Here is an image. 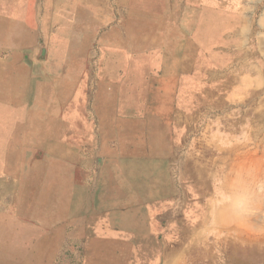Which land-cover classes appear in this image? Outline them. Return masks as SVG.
I'll return each instance as SVG.
<instances>
[{
	"label": "rangeland",
	"instance_id": "obj_1",
	"mask_svg": "<svg viewBox=\"0 0 264 264\" xmlns=\"http://www.w3.org/2000/svg\"><path fill=\"white\" fill-rule=\"evenodd\" d=\"M0 2V210L25 221L0 264H242L264 225V89L222 32L242 1Z\"/></svg>",
	"mask_w": 264,
	"mask_h": 264
},
{
	"label": "crops",
	"instance_id": "obj_2",
	"mask_svg": "<svg viewBox=\"0 0 264 264\" xmlns=\"http://www.w3.org/2000/svg\"><path fill=\"white\" fill-rule=\"evenodd\" d=\"M241 1L242 2L238 6H230L228 14H230L232 18L227 23H225V27L222 30V32H224L223 37L231 40V42L228 44V46L231 47V54L242 56V59L246 62L243 65L244 71L239 73L240 76L236 81L238 82V85L248 87L251 90H254V88L264 89V68H262L260 64L257 63L258 60L257 62L249 61L250 58L256 57L260 58V60H263L264 62V7L259 9V5L256 4L258 0ZM255 9H258V11L254 17ZM210 12H212V15L214 14L213 9H211ZM250 94L253 95V92ZM244 95L246 96L245 93ZM258 96L263 101L264 93ZM250 99L253 100V97ZM28 102L31 104L30 101ZM6 111L7 113H13V110L9 112L8 107H6ZM6 134H12V132L7 130ZM230 135L234 136L235 139H231V143H228V139L225 144L231 145L233 149H239V147L242 146V143L238 142L237 140H239L242 135H245V133L232 132ZM226 148L228 147L226 146ZM8 163L9 162L6 160H3V162L0 160L1 167L7 166ZM244 178L245 176H242V180H237V176H232L230 177V180L228 178L226 179V184H228L226 191L232 194L230 196L231 198L235 197L236 195L234 196V194L239 192L246 191L249 193L255 191L251 185H248L247 188L242 187V184L246 182ZM233 182H235V185ZM239 183H241V185H239ZM260 205H262L264 209V201L262 204L260 202ZM24 224L25 221L19 216V214L15 213L14 211L12 212L8 209L1 208L0 253H8V247L10 246L8 243L10 239L13 240L11 246L16 247L17 249L20 245H22V242L24 241ZM246 245L248 246L246 250L247 255L246 259L244 258L245 260L242 261V264H264V225L263 228L259 230L257 238L255 240L248 241ZM172 254H174V252ZM228 256L229 255L226 254V257ZM231 257L232 259L230 264H233L232 251ZM181 259L182 257L180 256L179 252H176L174 255L167 256V258L164 259L161 264H182Z\"/></svg>",
	"mask_w": 264,
	"mask_h": 264
},
{
	"label": "bare ground",
	"instance_id": "obj_3",
	"mask_svg": "<svg viewBox=\"0 0 264 264\" xmlns=\"http://www.w3.org/2000/svg\"><path fill=\"white\" fill-rule=\"evenodd\" d=\"M30 1H31V0H30ZM71 1H72V0H71ZM0 3H1V2H0ZM16 4H17V3H16ZM16 4H15V5H16ZM27 4H28V3L26 2V6H28ZM30 4H31V3H30ZM30 4H29V5H30ZM47 4H48V3H47ZM1 5H3V4H1ZM10 5H11V4H10ZM15 5H14V7H15ZM31 5H32V4H31ZM7 6H8V5H7ZM1 7H3V6H1ZM29 7H30V6H29ZM31 7H32V6H31ZM9 10H10V9H9ZM16 10H17V9H16V7H15V12H16ZM29 10H30V9H29ZM29 10H28V11H29ZM128 10H129V9H128ZM0 11H1V9H0ZM3 11H4V10H3ZM10 11H11V10H10ZM72 11H73V10H72ZM7 12H8V11H7ZM15 12H13V14H14ZM30 12H32V10H30ZM44 12H45V11H44ZM52 12H53V11H52ZM55 12H56V11H55ZM17 13H18V12H17ZM146 13H147V12H146ZM148 13H149V12H148ZM10 14H11V13H10ZM13 14H12V15H13ZM149 14H151V13H149ZM6 15H7V14H6ZM8 15H9V14H8ZM14 15H15V14H14ZM14 15H13V16H14ZM18 15H19V13H18ZM18 15L16 14V16H18ZM52 15H53V14H52ZM70 16H71V15H70ZM25 17H26V16H25ZM33 17H34V16H33ZM33 17H30V19L33 18ZM55 17H57L56 14H55ZM163 17H164V16H163ZM163 17H162V18H163ZM23 18H24V17H23ZM53 18H54V16H53ZM141 18H143V17H141ZM159 18H160V17H159ZM159 18H158V19H159ZM26 19H27V17L25 18V22H28V20H30V19L28 18L27 21H26ZM43 19H45V18H43ZM129 19H130V18H129ZM129 19H128V20H129ZM143 19H144V18H143ZM143 19H142V20H143ZM31 20H32V19H31ZM31 20H30V21H31ZM52 20H53V19H52ZM144 20H145V19H144ZM43 21H44V20H43ZM158 21H159V20H158ZM160 21H161V20H160ZM51 22H55V21H51ZM42 23L44 24V22H42ZM43 24H42V25H43ZM27 25L29 26V24H27ZM30 25H31V24H30ZM127 25H128V24H127ZM127 25H126V26H127ZM128 27H129V26H128ZM32 29H33V28H32ZM43 29H44V28H43ZM60 29H61V28H60ZM153 29H154V28H153ZM29 30H30V29H29ZM26 33H27V32H26ZM125 33H126V32H125ZM54 34H55V33H54ZM87 35H88V34H87ZM108 35H109V34H108ZM27 36H29V35L27 34ZM32 36H33V34H32ZM55 36H56V35H55ZM59 36H60V35H59ZM85 36H86V35H85ZM101 37H102V36H101ZM23 38H24V37H23ZM23 38H22V39H23ZM32 38H33V37H32ZM48 38L50 39V37H48ZM61 38H62V37H61ZM57 39H58V37H57ZM55 40H56V39H55ZM58 40H61V39L59 38ZM58 40H57V41H58ZM62 40H64V39H62ZM65 40H66V38H65ZM144 40H145V39H144ZM6 41H7V40H6ZM27 41H28V40H27ZM31 41H33V40H31ZM31 41H30V42H31ZM104 41H105V40H104ZM104 41H103V42H104ZM134 41H135V40H134ZM137 41H138V40H137ZM52 42H53V41H52ZM54 42H56V41H54ZM88 42H89V41H88ZM145 42H146V41H145ZM22 43H23V41H22ZM25 43H27V42H25ZM31 43H32V42H31ZM49 43H51V42H49ZM136 43H137V42H136ZM27 44H28V43H27ZM82 44H83V42H82ZM105 44H106V43H105ZM144 44H145V43H144ZM53 45H54V44H53ZM55 46H56V45H55ZM62 46H63V45H62ZM143 46H144V45H143ZM51 47H52V46H51ZM64 47H65V46H64ZM65 48H66V47H65ZM142 48H143V47H142ZM49 49H50V48H49ZM49 49H48V50H49ZM63 49H64V48H63ZM139 49H140V48H139ZM104 50L107 52L106 49H104ZM52 51H53V49H52ZM80 51H82V50L80 49ZM110 51H111V50H108V52H110ZM62 52H63V50H62ZM103 52H104V51H103ZM106 52H104V53H106ZM112 52H113V51H112ZM143 52H144V51H143ZM107 54H108V53H107ZM69 55H71V54H69ZM102 55H103V54H102ZM63 56H64V55H63ZM63 56H62V57H63ZM57 57H58V56H57ZM61 59H62V58H61ZM69 60H70V59H69ZM102 60H103V59H102ZM106 60H107V59H106ZM127 60H128V59H127ZM70 62H71V61H70ZM56 63H57V62H56ZM42 64H43V63H42ZM108 64H109V63H108ZM108 64H107V65H108ZM103 66H104V65H103ZM101 68H102V67H101ZM104 69H105V67H103V70H104ZM46 70H47V69H46ZM42 71H43V70H42ZM112 71H113V70H112ZM114 73H115V72H114ZM107 74H108V73H107ZM115 75H116V74H115ZM115 75H114V76H115ZM126 76H127V75H126ZM43 77H44V76H43ZM128 78H129V77H128ZM42 79H43V78H42ZM129 79H130V78H129ZM45 81H46V80H45ZM48 81H49V80H48ZM46 83H48V82H45V84H46ZM61 83H62V82H61ZM79 83H80V82H79ZM73 84H74V83H73ZM127 88H128V87H127ZM66 92H67V91H66ZM68 93H69V92H68ZM67 95H68V94H67ZM68 96H69V95H68ZM68 96H67V97H68ZM128 96H129V95H128ZM130 96H131V95H130ZM59 98H60V97H59ZM136 98H137V97H136ZM59 100H60V99H59ZM115 100H116V99H115ZM117 100H118V99H117ZM155 101H156V99H155ZM60 103H62V102L60 101ZM55 104H56V103H55ZM57 104H58V103H57ZM116 105H117V104H116ZM134 107H135V106H134ZM114 108H115V107H114ZM132 108H133V107H132ZM138 108H140V107H138ZM62 111H63V110H62ZM127 111H128V110H127ZM115 112H116V111H115ZM153 112H154V111H153ZM140 118H142V117H140ZM71 122H72V121H71ZM52 123H53V122H52ZM72 123H74V122H72ZM72 123H71V124H72ZM50 124H51V123H50ZM50 124H49V125H50ZM68 124H69V123H68ZM121 125H122V124H121ZM125 126H126V125H125ZM136 126H138V125H136ZM49 127H50V126H49ZM141 129H142V128H141ZM153 129H154V128H153ZM119 130H120V129H119ZM142 130H143V129H142ZM139 132H140V131H139ZM139 132H138V133H139ZM141 132H142V131H141ZM151 133H152V132H151ZM50 134H51V133H50ZM152 134H153V133H152ZM46 135H47V134H46ZM140 136H141V135H140ZM154 136H155V135H154ZM119 137H121V136H119ZM133 137H135V136H133ZM117 139H118V138H117ZM130 139H131V137H130ZM122 140H123V139H122ZM120 142H121V141H120ZM132 143H133V142H132ZM120 147H121V146H120ZM136 147H137V146H136ZM121 148H123V147H121ZM188 189H189V188H188ZM193 195H194V194H193ZM191 196H192V193H191ZM194 196H195V195H194ZM193 201H194V200H193ZM197 205H198V204H197ZM191 208H192V207H191ZM193 208H194V207H193ZM186 212H187V211H186ZM184 213H185V211H184ZM189 214H190V213H189ZM189 214H188V212H187V215H189ZM189 216H190V215H189ZM188 219L190 220V217H189ZM93 222H94V221H93ZM188 222H189V221H188ZM176 236H177V235H176ZM167 241H168V240H167ZM15 250H16V249H15ZM156 254H157V253H156ZM240 256H242V255H240ZM3 257H4V256H3ZM4 258H5V257H4ZM7 258H8V257H7ZM244 258H245V257H244ZM148 264H149V263H148ZM150 264H152V263H150Z\"/></svg>",
	"mask_w": 264,
	"mask_h": 264
}]
</instances>
